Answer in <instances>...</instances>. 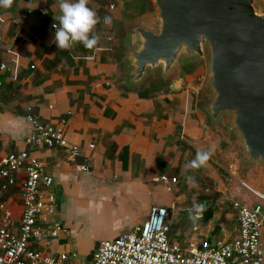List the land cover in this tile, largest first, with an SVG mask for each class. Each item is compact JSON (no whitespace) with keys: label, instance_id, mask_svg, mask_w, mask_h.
Returning a JSON list of instances; mask_svg holds the SVG:
<instances>
[{"label":"crops","instance_id":"obj_1","mask_svg":"<svg viewBox=\"0 0 264 264\" xmlns=\"http://www.w3.org/2000/svg\"><path fill=\"white\" fill-rule=\"evenodd\" d=\"M129 1L117 0V9L110 11L107 4L91 0L89 6L101 20L102 9L112 17L110 25L101 22L95 29L101 36L96 50L82 44L69 50L57 47L52 25H58L54 17L61 13L56 0H14L10 8H0V66H7L0 71V164L10 154L27 151L53 177L58 212L45 217L49 224H40L47 231L55 223L65 225L69 234L48 242L34 240L31 248L53 256L68 254L70 262L77 254L79 263L92 264L102 241L116 239L142 224L152 206L171 212L170 237L189 252L205 240L233 239L239 228L237 201L233 200L230 209L228 199L225 206L224 200L234 194L243 203L250 199L242 188L229 189L223 182L220 168L224 166L218 155L220 146L226 144L200 105L208 96L204 83L197 84L201 71L188 73L184 89L174 94L169 85L159 84L161 92L141 96L152 83H159L155 80L143 90L123 88L121 55L135 44L134 30L152 27L156 15L148 0L145 13L136 12L133 20L126 21L123 12ZM28 11L32 15L21 18ZM119 24L126 28L121 39ZM30 113L45 123L67 119V138L82 152L77 165L69 162L64 148L27 145L33 131ZM213 146L207 166L188 168L197 149ZM81 166L90 171H82ZM25 175L24 169L15 173V185L2 198L14 212L17 229ZM163 176L178 182L164 184ZM189 177H194L195 187ZM212 193L222 195L217 208L209 204ZM194 202L203 203L206 209L195 221L189 218ZM209 209L214 210L211 219L206 217Z\"/></svg>","mask_w":264,"mask_h":264},{"label":"water","instance_id":"obj_2","mask_svg":"<svg viewBox=\"0 0 264 264\" xmlns=\"http://www.w3.org/2000/svg\"><path fill=\"white\" fill-rule=\"evenodd\" d=\"M150 2L153 26L137 27L121 55L123 88L143 90L158 77L178 93L206 64L211 99L201 106L210 124L237 136L246 164L264 167V0Z\"/></svg>","mask_w":264,"mask_h":264},{"label":"built area","instance_id":"obj_3","mask_svg":"<svg viewBox=\"0 0 264 264\" xmlns=\"http://www.w3.org/2000/svg\"><path fill=\"white\" fill-rule=\"evenodd\" d=\"M59 3V0H56ZM105 3L110 11L117 9V0H97ZM41 15H46L41 10ZM32 11L22 14L27 19ZM54 29V28H53ZM7 66L2 64L0 71ZM3 82L0 81V97ZM31 112V108H29ZM28 120L33 131L27 138L31 148L46 147L50 149L64 148L68 160L78 163L81 156L79 145L67 138V119L58 123L42 122L31 113ZM20 169L25 170L21 200L23 204L20 228H16L14 212L2 200L5 192L15 185L14 174ZM81 170L89 172L87 166ZM164 184H175L177 178L163 176ZM53 177L45 172L43 164L25 151L7 156L0 164V264H81L77 254L70 262V255L53 256L44 251L33 250L34 240H55L69 234V228L55 223L50 230L42 224H49L47 218L54 217L58 212V196L52 190ZM248 187V185L244 184ZM264 200V195L257 193ZM237 211L238 234L230 240H205L194 251H187L170 237L171 226L168 223L169 211L165 207L152 206L147 219L113 240L102 241L94 253L92 264H264V206L257 203L252 206L235 202Z\"/></svg>","mask_w":264,"mask_h":264},{"label":"clouds","instance_id":"obj_4","mask_svg":"<svg viewBox=\"0 0 264 264\" xmlns=\"http://www.w3.org/2000/svg\"><path fill=\"white\" fill-rule=\"evenodd\" d=\"M13 2L14 0H0V8H10ZM90 3L91 0H59L61 14L54 17L58 25L54 23L52 27L55 29V42L60 50H69L74 44H82L88 50L98 49L101 36L95 32V29L101 22L110 25L112 17L105 16L101 20L98 12L89 6ZM214 150L215 146L207 150L197 149L196 156L189 162L188 168L200 169L207 166ZM188 179L191 186L195 187L194 177ZM205 210L203 203L194 202L189 209V218L195 221Z\"/></svg>","mask_w":264,"mask_h":264},{"label":"rangeland","instance_id":"obj_5","mask_svg":"<svg viewBox=\"0 0 264 264\" xmlns=\"http://www.w3.org/2000/svg\"><path fill=\"white\" fill-rule=\"evenodd\" d=\"M118 29H119V31L117 32L119 35L118 38L121 39L120 36H122L124 33L123 31L126 30L125 24H119ZM197 69L201 71L202 73V75H200L197 78V84L204 83L202 87L206 90L207 95H208L204 99V102L206 103L211 99V90L207 87L208 78H207L206 64L198 65L193 70L195 71ZM152 80L158 81L159 84H161V81L159 80L158 77L153 78ZM202 103H200V105H202ZM219 129L221 130L220 136L226 144V146H223V147L220 146L219 155H218L219 162L224 166V169L222 167L220 168L222 173L224 174L223 182L225 186L229 189L239 187L250 194V199L245 203H243L244 201L239 198V195H235V194H234L235 196L227 195L224 200V206H225V202L227 201V199L228 201L226 203H229V204L228 205L226 204V206H230L229 207L230 209L233 208V205H231L233 204V200L239 203H243L247 206H251L255 203H260L261 205L264 206V200H262L261 198H258L256 194L257 192L259 194L264 195V167L246 164L245 156L242 153L241 145L238 141L237 136L229 134L226 131L224 125H222ZM222 155H225V156H222ZM226 155L228 157H226ZM244 184L248 185V187L244 186ZM203 187H207V186L205 185ZM236 193H237V190H236ZM214 195H215L214 193L210 195L212 196L211 200L213 199V201L209 204L210 205L212 204L213 207L215 206L217 208V205L221 204L218 202V200L220 199V196L222 195L220 196L216 195L215 197ZM217 196H219V198H217ZM223 196H225V194H223ZM263 237H264V227H263Z\"/></svg>","mask_w":264,"mask_h":264},{"label":"trees","instance_id":"obj_6","mask_svg":"<svg viewBox=\"0 0 264 264\" xmlns=\"http://www.w3.org/2000/svg\"><path fill=\"white\" fill-rule=\"evenodd\" d=\"M147 2L148 0H130L125 7V11L123 12V17L125 18L126 21L133 20L135 13L140 12L141 14L146 12V7H147ZM101 16L102 18L105 16H110L108 11L103 10L101 11ZM162 88H160L159 83H152L150 87L147 89L146 92L142 93L141 96L143 97H152L155 94L161 92ZM214 210L209 209L206 211V217L207 219L213 218L214 215Z\"/></svg>","mask_w":264,"mask_h":264}]
</instances>
